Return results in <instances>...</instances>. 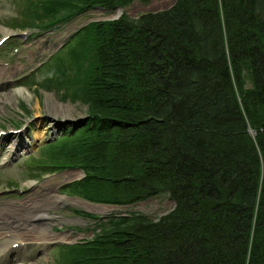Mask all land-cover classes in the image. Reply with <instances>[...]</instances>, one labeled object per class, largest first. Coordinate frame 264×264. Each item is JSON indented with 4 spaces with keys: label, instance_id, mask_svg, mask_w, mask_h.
Wrapping results in <instances>:
<instances>
[{
    "label": "trees",
    "instance_id": "16d2710c",
    "mask_svg": "<svg viewBox=\"0 0 264 264\" xmlns=\"http://www.w3.org/2000/svg\"><path fill=\"white\" fill-rule=\"evenodd\" d=\"M15 1L26 19L17 28L46 31L135 0ZM257 1L177 0L137 19L90 23L42 68L44 88L89 111L80 129L44 147L39 173L82 170L66 188L93 203L125 207L165 194L174 202L158 220L95 217L98 232L61 246V264H264Z\"/></svg>",
    "mask_w": 264,
    "mask_h": 264
},
{
    "label": "rangeland",
    "instance_id": "374dc122",
    "mask_svg": "<svg viewBox=\"0 0 264 264\" xmlns=\"http://www.w3.org/2000/svg\"><path fill=\"white\" fill-rule=\"evenodd\" d=\"M18 2L0 0V42L7 38L0 44V69L4 70L0 76V150L6 147L0 152V207L21 209L26 203L45 200L49 207L45 210L51 217L46 220L49 231L56 238H67L45 246L28 242L26 247L6 248L9 254L5 259L4 252H0L3 257L0 264H61L60 246L91 240L99 230V219L136 213L158 220L173 209L174 202L165 194L125 207L93 203L66 188L83 179L77 168L39 173L36 161L43 157L44 147L68 128L80 129L89 111L81 99L69 96L66 91L44 88L40 83L41 70L47 62L57 61L69 39L90 23L114 21L123 15L137 19L145 13L168 10L177 0L148 3L135 0L125 8H96L46 31L17 28L26 21ZM6 31L9 33L4 36ZM245 77L246 88L252 87L249 73ZM7 135L16 138L12 142ZM18 138L24 144L15 155H10ZM3 237L0 251L6 245Z\"/></svg>",
    "mask_w": 264,
    "mask_h": 264
},
{
    "label": "bare ground",
    "instance_id": "6f19581e",
    "mask_svg": "<svg viewBox=\"0 0 264 264\" xmlns=\"http://www.w3.org/2000/svg\"><path fill=\"white\" fill-rule=\"evenodd\" d=\"M8 33L9 32L6 31L4 36ZM3 71V69H0V76L3 74ZM5 73H9V71ZM19 92L22 93L23 91L19 90ZM10 136L11 135H7L6 138H12L13 142L16 137L14 138ZM22 142L23 141L19 138L16 143L14 142L10 155H15L20 146L24 144ZM5 149L6 147L2 146L0 152L2 150L5 151ZM56 200L58 201L59 198ZM47 204L48 202L44 200L43 202L32 201L30 205L29 203H26L21 209L9 208L6 207L7 205H5V207H0V238L3 235V241L4 244H6L5 248H3L0 252H4V258L9 254L6 253V248L13 249L12 245H16L17 248H21L22 246L26 247L28 242H37V244L45 246L50 242L65 240L67 238H56L53 236V233L49 231L46 220H49L51 217L45 210L49 208ZM2 258L3 257L0 253V262L2 261Z\"/></svg>",
    "mask_w": 264,
    "mask_h": 264
},
{
    "label": "water",
    "instance_id": "95a60500",
    "mask_svg": "<svg viewBox=\"0 0 264 264\" xmlns=\"http://www.w3.org/2000/svg\"><path fill=\"white\" fill-rule=\"evenodd\" d=\"M256 12H257L258 16L260 17L262 24L264 26V0H258L257 1Z\"/></svg>",
    "mask_w": 264,
    "mask_h": 264
}]
</instances>
